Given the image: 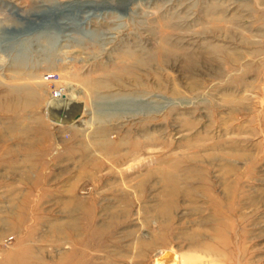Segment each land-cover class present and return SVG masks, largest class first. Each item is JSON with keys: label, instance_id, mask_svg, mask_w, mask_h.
I'll list each match as a JSON object with an SVG mask.
<instances>
[{"label": "rangeland", "instance_id": "obj_1", "mask_svg": "<svg viewBox=\"0 0 264 264\" xmlns=\"http://www.w3.org/2000/svg\"><path fill=\"white\" fill-rule=\"evenodd\" d=\"M71 3L68 36L0 52V264H264V0H0V24Z\"/></svg>", "mask_w": 264, "mask_h": 264}, {"label": "bare ground", "instance_id": "obj_2", "mask_svg": "<svg viewBox=\"0 0 264 264\" xmlns=\"http://www.w3.org/2000/svg\"><path fill=\"white\" fill-rule=\"evenodd\" d=\"M44 5H46V7L51 6L50 4L49 5L44 4ZM73 5L74 4L71 3L69 6H67L69 8H72L70 10L67 9L65 6L60 7V8H58V6H57V9H55V7H54V9H51V10H53L52 14H49L50 12H48V9H46L45 11L43 10L42 12H38L37 10L36 11L35 10H29V11L25 12L24 15H22V13L18 12V10H19L18 6H16V5L9 6L7 11H6V12L9 11L8 14L7 13L3 14L4 11L1 12L4 15L3 19L11 20L14 24L17 21L16 23L19 24L18 25L19 29L18 28L4 27L2 24H0V52L4 53V50L6 51V49L10 48V46L12 44L16 45V43H17V45H19L17 50H15V51H17V54L20 55V53H24V52L26 53V52H28V49L23 50L24 49L23 42L26 43V40H27L32 44L34 41H36V40L38 41L40 36L41 37L45 36V37L50 39V33L53 31H55L59 37L68 36V34L65 33L66 30L72 29V28H74V29L77 28V24H74L72 19L69 18L70 15H72V17H73V15H74L73 12H75V9L78 8L77 6L75 8H73L74 7ZM51 7H53V6H51ZM83 9L84 8H81V9L78 8V10H83ZM93 16H94L93 13H89L87 18L85 17L86 20H84V22L92 19ZM22 17H24V19H26V21L24 20L25 21L24 23L21 22L23 20V19H21ZM38 18L40 19V22H38V20H37ZM51 18H53V19L56 18V20L51 21ZM8 29H10L9 31H11V32L4 33L6 31H8ZM7 50H9V49H7ZM13 58L16 59V57H14V56H13ZM63 92H64V90L62 91V96L64 95ZM62 98L63 97H61L55 101L53 100V103H51V107H50V109H48V111L50 110L51 117L53 119H55L56 121H58L59 123L72 125V123L79 120L78 118H80V116L83 112L81 109L82 107L80 108L79 104H76V103L71 104V105L64 104L63 102H61ZM158 259H161L158 262V264H175L177 261L176 253L172 249L167 250L162 256L157 258L156 261Z\"/></svg>", "mask_w": 264, "mask_h": 264}, {"label": "crops", "instance_id": "obj_3", "mask_svg": "<svg viewBox=\"0 0 264 264\" xmlns=\"http://www.w3.org/2000/svg\"><path fill=\"white\" fill-rule=\"evenodd\" d=\"M32 144V145H31ZM31 144H27V145H13L12 149H10L9 151H5L4 153L8 155V158L6 159V164H28V163H32L33 160H31V157L39 155L41 156L42 159L46 158V152L42 153L40 151L35 152V151H31V147H36V143L35 142H31ZM24 148H26L28 152H23V150H25ZM2 163V162H0ZM10 169H13L15 171L18 172V167H10ZM22 167L19 169L21 170ZM22 172V171H21ZM16 173V172H15Z\"/></svg>", "mask_w": 264, "mask_h": 264}, {"label": "built area", "instance_id": "obj_4", "mask_svg": "<svg viewBox=\"0 0 264 264\" xmlns=\"http://www.w3.org/2000/svg\"><path fill=\"white\" fill-rule=\"evenodd\" d=\"M45 79L47 80V82L49 84L52 85V88H51V94H50V98H51V101H55L62 96V86L63 85H60L59 82H60V76L58 74H48L46 75Z\"/></svg>", "mask_w": 264, "mask_h": 264}]
</instances>
